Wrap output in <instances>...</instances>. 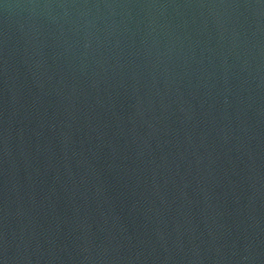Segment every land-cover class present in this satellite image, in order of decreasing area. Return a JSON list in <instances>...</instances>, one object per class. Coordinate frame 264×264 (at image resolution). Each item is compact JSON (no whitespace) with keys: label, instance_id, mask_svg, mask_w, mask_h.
I'll list each match as a JSON object with an SVG mask.
<instances>
[{"label":"water","instance_id":"obj_1","mask_svg":"<svg viewBox=\"0 0 264 264\" xmlns=\"http://www.w3.org/2000/svg\"><path fill=\"white\" fill-rule=\"evenodd\" d=\"M0 264H264V0H0Z\"/></svg>","mask_w":264,"mask_h":264}]
</instances>
